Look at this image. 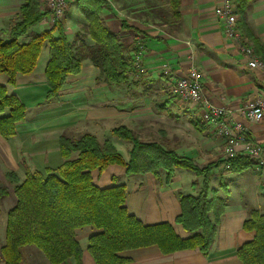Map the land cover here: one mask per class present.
I'll return each mask as SVG.
<instances>
[{"label":"crops","instance_id":"obj_1","mask_svg":"<svg viewBox=\"0 0 264 264\" xmlns=\"http://www.w3.org/2000/svg\"><path fill=\"white\" fill-rule=\"evenodd\" d=\"M25 1L0 0V38L3 40L10 39L9 31L20 21V8ZM231 1L238 6V0ZM41 2L44 13L45 2ZM68 2L63 22L69 42L84 41L93 45V40L85 36L86 19L77 0ZM107 2L101 18L126 47L133 50L142 41L145 73H132L129 82L118 87L100 78L99 69L85 60L81 72L68 77L58 97L48 99L50 88L45 70L50 59L49 44L43 47L34 71L18 74L15 85L9 83L8 74L0 73V86L6 87L8 95L16 96L26 109L25 118L15 125L13 137L0 134V189L7 191L0 201V264H5L1 248L6 243L8 214L18 203L16 188L26 180L28 172L48 177L50 171L63 165L60 139L65 134L72 138L90 134L100 143L110 141L126 162L130 160L133 145L113 135L119 127L133 131L144 143L159 144L179 157L194 161L200 168L225 161V141L203 122L201 109L171 97V80L163 73L165 65L176 78L184 76L195 65L204 74L205 96L214 105L224 107L228 121L242 123L248 128L250 139L264 147V118L254 122L241 112L264 100V72L248 68L244 56L226 37L222 22L216 16L222 0H181L179 20L174 19L169 0ZM122 21L130 28L123 30ZM239 23L245 26L242 30L245 36L248 32L255 36L258 48L246 38L257 50L255 53L264 59V0H255L245 21L240 15ZM30 28L35 32L28 34L27 31L19 39L20 44L50 29L45 21ZM46 47L48 54H43ZM8 114L9 109H5L0 118ZM184 171L176 168L169 183L163 170L129 175L120 165H111L103 172L94 170L91 175L101 189L125 185V206L144 225L169 224L179 237L186 239L190 233L176 222L182 212L180 196H198L203 177ZM223 184L227 186V193ZM216 196L225 198L227 207L209 256L198 249L163 254L158 246L124 251L120 256L130 259L132 264H243L238 249L255 238V232L246 231L244 223L252 210L264 213V175L254 164L242 173L226 170L222 165L213 170L210 182L209 198ZM94 233L92 228L77 232L82 264H96L88 251V240ZM22 264L50 262L36 248L25 247ZM66 264L76 262L71 260Z\"/></svg>","mask_w":264,"mask_h":264},{"label":"trees","instance_id":"obj_2","mask_svg":"<svg viewBox=\"0 0 264 264\" xmlns=\"http://www.w3.org/2000/svg\"><path fill=\"white\" fill-rule=\"evenodd\" d=\"M169 1L174 19L179 20L181 0ZM254 1L238 0L237 10L242 21ZM77 4L86 19L85 36L93 40V45L84 41L69 42L63 21H57L50 29L20 44L19 39L28 29L43 22L49 14L47 10L42 13L41 0L25 1L20 8V21L9 31L10 39L0 38V73L9 75L11 85L16 84L18 74L34 71L46 42L50 54L45 70L50 88L48 99L58 97L68 77L81 72L85 60L99 69L100 78L108 84L120 87L129 82L131 74L136 72L133 53L138 51L137 45L133 50L126 47L101 18L104 8L108 7L107 0H77ZM122 27L123 30L130 28L125 21ZM240 28L245 30L243 24ZM246 37L255 48L259 47L254 35L248 32ZM5 109H9V114L0 118V134L10 138L15 134L16 123L25 118L26 109L16 96L8 95L6 87L0 86V113ZM113 135L132 143L129 162L110 141L100 143L90 134L79 138L65 134L60 139L63 165L50 171L48 177L39 172L27 173L26 180L16 188L17 206L8 214L6 243L1 248L5 264H22L25 247L36 248L50 264H66L71 260L82 264L77 232L84 228L96 231L88 240V251L96 264H132L120 253L150 246H158L163 254L198 249L209 256L217 226L227 207L225 198H209L213 170L229 162L231 171L242 173L253 164L251 159L236 157L200 168L194 161L179 157L159 144L142 142L125 127L116 128ZM111 165L125 167L129 175L163 170L168 183L176 168L203 177L198 196H180L182 212L176 222L191 236L182 239L169 224L147 226L131 215L125 206V185L97 187L91 173L94 170L103 172ZM222 187L227 193V186L223 184ZM6 195L7 191L1 188L0 201ZM244 229L254 231L255 238L238 249L239 259L243 264H264V213L252 210Z\"/></svg>","mask_w":264,"mask_h":264},{"label":"built area","instance_id":"obj_3","mask_svg":"<svg viewBox=\"0 0 264 264\" xmlns=\"http://www.w3.org/2000/svg\"><path fill=\"white\" fill-rule=\"evenodd\" d=\"M49 14L43 21L51 27L57 21H64L68 9L67 0H44ZM216 16L222 22L224 33L244 56L247 67L252 70L264 72V59L259 57L250 45L244 32L240 28V14L237 6L231 0H222L216 9ZM138 51L133 54V67L137 73H145L142 67L144 44L141 40L137 43ZM164 75L170 77L169 91L173 99L197 105L202 111V120L212 127L216 135L225 141V160L229 161L239 156L251 159L254 167L264 175V147L253 142L248 133V128L239 122L228 121V111L224 107L214 105L204 94V74L192 65L188 72L179 78L172 75L168 65L163 67ZM249 120L259 122L264 118V100H259L241 111ZM241 151L238 152V148ZM226 170H231V164L226 162Z\"/></svg>","mask_w":264,"mask_h":264},{"label":"rangeland","instance_id":"obj_4","mask_svg":"<svg viewBox=\"0 0 264 264\" xmlns=\"http://www.w3.org/2000/svg\"><path fill=\"white\" fill-rule=\"evenodd\" d=\"M69 8V7H68ZM45 9H46V6H45ZM48 23V22H47ZM48 27H51V25L48 23ZM35 32V29L34 28H30L29 30H28V34H31V33H34ZM46 45H48V43L46 42L45 44H44V47L46 46ZM43 54H48V49H47V47L44 49V51H43ZM184 172H186V173H189L190 175H195L193 172H189V171H184ZM214 186H215V183H214ZM85 229H87V228H85Z\"/></svg>","mask_w":264,"mask_h":264}]
</instances>
